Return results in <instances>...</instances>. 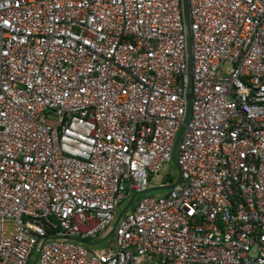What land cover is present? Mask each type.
Returning <instances> with one entry per match:
<instances>
[{
  "label": "built area",
  "instance_id": "1",
  "mask_svg": "<svg viewBox=\"0 0 264 264\" xmlns=\"http://www.w3.org/2000/svg\"><path fill=\"white\" fill-rule=\"evenodd\" d=\"M188 5L90 250L181 0H0V264H264V0Z\"/></svg>",
  "mask_w": 264,
  "mask_h": 264
},
{
  "label": "water",
  "instance_id": "2",
  "mask_svg": "<svg viewBox=\"0 0 264 264\" xmlns=\"http://www.w3.org/2000/svg\"><path fill=\"white\" fill-rule=\"evenodd\" d=\"M181 8H182V21H183L184 35H185V52H186V65H187L186 77H185V86H184L186 111H185V115H184L182 125L180 126L178 134L176 136L174 148H173L172 155H171V163L173 164L174 168L177 171V176H176V179L173 181V183H171L169 185L154 186V187H151V188H149L143 192L135 193V194L131 195V197L127 200V202L124 204V206L119 210L118 215L115 219V222H114L113 226L111 227V229L108 233V236L113 233L114 228L116 226V223L122 217V215L125 213V211L128 210L132 206L134 198L141 196V195L157 192V191H169L175 186V184L180 179V171H179V168H178L177 163H176L175 152H176V148H177V145L179 143V140H180L182 133L184 131V127H185V125L189 119L190 108H191V96H190L191 92H190L189 86H190V82H191V73H192L191 34H190L188 0H181ZM82 243L87 245V246H92L93 244H96V243H90V242H82ZM35 260L36 259L32 260L31 264H34Z\"/></svg>",
  "mask_w": 264,
  "mask_h": 264
},
{
  "label": "rangeland",
  "instance_id": "3",
  "mask_svg": "<svg viewBox=\"0 0 264 264\" xmlns=\"http://www.w3.org/2000/svg\"><path fill=\"white\" fill-rule=\"evenodd\" d=\"M169 174L173 175V179L169 178ZM177 176V171L174 168L172 163H168L166 165V167L159 173L158 178H156V180L153 182V185L158 186L160 184L161 180H165L167 183L170 182V180H172V182L176 179ZM165 193H167V191H157V192H153L150 193L151 196H162ZM140 199V197H136L135 200L133 201L135 204V202H137ZM122 208V206H121ZM119 208V210L121 209ZM112 240V235H109L106 239H103L101 242L97 241L96 245L91 247L90 250H101L103 249L106 245H108ZM37 256V252L34 253L32 260L36 259Z\"/></svg>",
  "mask_w": 264,
  "mask_h": 264
},
{
  "label": "trees",
  "instance_id": "4",
  "mask_svg": "<svg viewBox=\"0 0 264 264\" xmlns=\"http://www.w3.org/2000/svg\"><path fill=\"white\" fill-rule=\"evenodd\" d=\"M173 178H174V177L172 176V177H171V179H173ZM169 183H172V180H170V182H169Z\"/></svg>",
  "mask_w": 264,
  "mask_h": 264
}]
</instances>
